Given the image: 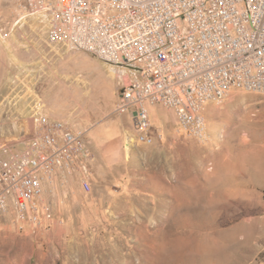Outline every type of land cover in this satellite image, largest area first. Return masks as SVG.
I'll return each instance as SVG.
<instances>
[{
    "label": "rangeland",
    "instance_id": "374dc122",
    "mask_svg": "<svg viewBox=\"0 0 264 264\" xmlns=\"http://www.w3.org/2000/svg\"><path fill=\"white\" fill-rule=\"evenodd\" d=\"M23 4L0 0V147L24 152L43 110L84 133L91 187L48 183L40 223L5 212L0 264H264V95L206 102L204 142L157 105L152 144L128 151L115 104L129 67L51 43V16ZM107 126L120 130L98 139Z\"/></svg>",
    "mask_w": 264,
    "mask_h": 264
},
{
    "label": "built area",
    "instance_id": "2783aa9c",
    "mask_svg": "<svg viewBox=\"0 0 264 264\" xmlns=\"http://www.w3.org/2000/svg\"><path fill=\"white\" fill-rule=\"evenodd\" d=\"M22 8L51 16L52 40L63 41L51 43L129 67L115 109L130 112L147 142L153 106L204 141V102L224 88H264V0H24ZM92 161L82 131L41 115L24 152L0 147V226L7 211L50 220L46 185L74 177L89 192Z\"/></svg>",
    "mask_w": 264,
    "mask_h": 264
},
{
    "label": "bare ground",
    "instance_id": "6f19581e",
    "mask_svg": "<svg viewBox=\"0 0 264 264\" xmlns=\"http://www.w3.org/2000/svg\"><path fill=\"white\" fill-rule=\"evenodd\" d=\"M238 89H241V90H244L247 92L259 93V94L264 95V88L242 87V88H238ZM231 90H233V89L232 88H224L219 92V98H210L206 102H208V101H214L217 103L222 102L227 97L228 93ZM206 102H204V104ZM204 104L201 107V115H202V118L204 119V123L200 126V136L205 137L204 138V141H205V139L207 138V125H206L205 117L203 115ZM125 136H126V146L125 147L128 151H129L130 145H132V143L135 140H137L138 142L145 144V145H151L153 142V138H148V142H147L145 136H135V139H134L127 131L125 132ZM197 140H199V139H197Z\"/></svg>",
    "mask_w": 264,
    "mask_h": 264
},
{
    "label": "crops",
    "instance_id": "0c3cea01",
    "mask_svg": "<svg viewBox=\"0 0 264 264\" xmlns=\"http://www.w3.org/2000/svg\"><path fill=\"white\" fill-rule=\"evenodd\" d=\"M54 44V43H53ZM59 45V44H58ZM126 75V74H125ZM162 107V106H160ZM164 108V107H163ZM156 110H157V105L156 106H153L150 108V120L155 118V116H157L156 114ZM168 111V110H167ZM170 111V110H169ZM38 115H46V116H49L48 114H45L44 111L42 110L40 113H38ZM127 116H131L130 112L128 113H125V116H124V119H126ZM36 117V118H35ZM50 117V116H49ZM34 122L36 124V127L38 126V120H39V117L38 116H34ZM119 127H111V126H107L105 128H102V129H98V130H94L95 134H96V137H98V139H102L103 137L104 138H107V137H110V136H113L115 134H117L119 132ZM134 131V129H133ZM134 136H135V132H134Z\"/></svg>",
    "mask_w": 264,
    "mask_h": 264
}]
</instances>
